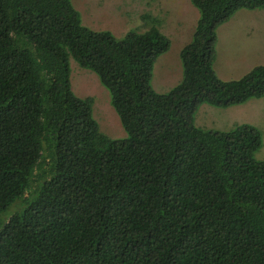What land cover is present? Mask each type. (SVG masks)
Masks as SVG:
<instances>
[{
  "label": "trees",
  "instance_id": "obj_1",
  "mask_svg": "<svg viewBox=\"0 0 264 264\" xmlns=\"http://www.w3.org/2000/svg\"><path fill=\"white\" fill-rule=\"evenodd\" d=\"M198 13L181 81L152 85L170 41L156 18L115 39L70 0H0V264H264L260 130L195 125L200 105L264 96V64L223 82L216 29L264 0H188ZM70 60L108 89L126 137L77 96Z\"/></svg>",
  "mask_w": 264,
  "mask_h": 264
},
{
  "label": "rangeland",
  "instance_id": "obj_2",
  "mask_svg": "<svg viewBox=\"0 0 264 264\" xmlns=\"http://www.w3.org/2000/svg\"><path fill=\"white\" fill-rule=\"evenodd\" d=\"M70 2L83 26L96 31H109L119 40L131 31L144 33L150 29L151 24L138 19L140 13L155 17L159 23L158 29L170 41V48L156 60L151 85L157 93H167L181 81L179 53L191 41L199 19L196 9L188 0H155L157 4L153 8L143 5L142 12L138 7L142 0ZM214 50L213 71L223 82L237 80L253 67L264 64V8L235 11L228 22L216 29ZM70 70L74 93L79 97H93L92 115L100 132L113 140L125 138L127 135L111 105L110 93L99 82L97 75L79 67L74 60H70ZM195 122L202 129L221 131L243 123L254 125L260 130L262 138L255 158L264 161V96L251 99L242 106L226 109L200 105Z\"/></svg>",
  "mask_w": 264,
  "mask_h": 264
},
{
  "label": "crops",
  "instance_id": "obj_3",
  "mask_svg": "<svg viewBox=\"0 0 264 264\" xmlns=\"http://www.w3.org/2000/svg\"><path fill=\"white\" fill-rule=\"evenodd\" d=\"M155 4H157L156 2H155V0L154 1H148V0H142V2L140 3V4H138V7L141 9V12H142V10H144L143 9V5H146V7L145 8H153L154 7V5ZM149 11H152V10H149ZM152 12H155V11H152ZM157 13V12H156ZM141 15L142 14H144V13H140ZM138 19L140 20V17H138ZM92 26H95V25H92ZM91 29V28H90ZM92 30H94V28L92 29ZM262 98V97H261ZM250 102V100L249 101H247V102H245L246 104L247 103H249ZM245 103H243V104H245ZM243 104H240L241 106L243 105ZM239 105V106H240ZM239 106H233V107H239ZM228 110V109H227ZM195 121V120H194ZM195 125L197 126V127H200L199 125H197L196 124V122H195ZM201 128V127H200ZM218 131H221V130H218Z\"/></svg>",
  "mask_w": 264,
  "mask_h": 264
}]
</instances>
